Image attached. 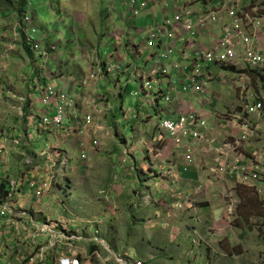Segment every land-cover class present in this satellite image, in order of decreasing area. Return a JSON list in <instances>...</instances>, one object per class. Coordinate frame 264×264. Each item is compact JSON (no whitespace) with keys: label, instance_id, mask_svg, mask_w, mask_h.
Wrapping results in <instances>:
<instances>
[{"label":"crops","instance_id":"obj_1","mask_svg":"<svg viewBox=\"0 0 264 264\" xmlns=\"http://www.w3.org/2000/svg\"><path fill=\"white\" fill-rule=\"evenodd\" d=\"M247 1L250 0H246L245 2L247 3ZM252 1V4L247 3V5L253 7L251 10H246L248 6H245V2L242 8L246 11L264 13V0H260L262 4L258 8L254 6L255 0ZM260 1L258 3H261ZM186 2H192V0H182V5H185ZM96 3L98 4V0ZM217 3L218 0H212V2L205 3V6L209 4L216 5ZM167 4L173 6L175 3L167 2ZM196 4L190 8L199 9L196 8ZM150 7L158 8L154 2L149 3L146 9ZM161 8V15L164 12L171 11L169 7L162 6ZM121 17L122 21H124L122 14ZM106 18L107 20L109 19V23L112 22L114 24V21L110 20L109 16ZM8 19H10L8 23L14 22L11 21V17ZM78 19L83 24V18L78 17ZM99 20H101V17H97L95 20V16L88 20L92 25V29L94 28L95 21L99 23ZM155 21L156 18L153 17L151 23ZM148 27L145 30L146 32H148ZM128 31H136L138 34L145 32L138 30L134 21ZM122 32V29H119L112 33L114 37L112 47L116 53L114 63L109 61L113 58L112 55H109L108 60H105L104 57L96 52V42L92 45L87 39L84 41L78 39V47L81 49L83 57L87 59L84 64L72 60L68 61L62 69L60 65L56 64L58 62H49L48 65L56 66V70L54 72L47 70L43 73L39 71L36 64L35 69L38 70L39 76L46 75L43 83L54 80L59 83V87L69 88L71 94L74 91L77 92L76 87L81 88L82 92L80 95L77 98L74 97L77 102V117L75 116V119L74 116L71 119L69 118L71 120L69 124L80 122L84 114H91L93 117V122L85 128L86 131L83 134L77 130L63 132L59 129L43 128L44 124L40 125L38 127L39 131L47 129L54 132L57 137L53 143L56 142L55 144L57 145L52 144L50 140L51 142H48L47 148L44 147L39 152L31 144L32 140L35 139V130L32 127L36 119L31 112H35L39 116L44 111L41 104L39 105L40 93L38 86H40V79H34L36 71L33 69L35 73L32 72L30 75L32 82L34 79V88L30 92L31 101L28 102L27 111L20 114L24 122L23 128H26V132L22 133L23 136L21 133L17 134V131L15 134L9 133L8 135H4L0 141V146L7 153L9 151H16V148L19 147L25 148L23 151H20L21 155H25L24 157L21 155L19 157L16 153L13 156L10 153L7 157L5 153L0 156V185L2 182L4 183L3 187L0 188V210L3 207L6 192L16 191L12 203L14 213L9 215L12 218V225H7L5 217L0 215V257L5 260L3 264H20L18 249L21 239L26 237L27 234L35 232L44 223L54 225V229L58 233L59 225L69 219L76 223V227L72 228L70 233L76 235L77 238L71 241V246L79 254L82 264L94 263L96 261L95 257L103 258L101 259L103 264H114L111 261L113 247L111 248L112 250L110 249L111 239L115 236L114 234L112 235V231L116 230V227L120 226V223L124 222L128 217L133 222L137 221V215L140 213L144 215L142 219L144 229L147 228L146 223L148 222L155 224L151 229L158 228V231L153 232L158 235H153V241L158 239V243L160 244L158 253L152 250L146 253L149 260L142 258L144 264H159L158 261L156 262L157 258L152 255H157L170 261L173 255L169 253V245L172 247L174 241L170 236L165 240L161 238V224L163 222L172 223V215L176 211L188 210V212H191L195 210L197 207L194 204L198 198L206 197L208 201H211L212 193H217L220 190L223 191L224 182H236L235 178L220 172L218 168L238 163L237 159L241 158V155L249 157L252 150H257L256 147L258 146H255V141H257L256 139L259 136L263 139L264 145V137L256 135L254 140L251 139L241 148L233 149L231 146L234 138L240 135L242 123L240 120L235 119V112L236 115L241 114L245 105L252 104L254 101L262 100L264 103V93L253 89V83L256 79L253 80V75L248 74L245 71L246 68L242 67L239 63L235 64L234 72L232 70H221L218 66L212 69L208 67L206 72L209 87L206 95L195 91L193 87L185 88L189 82L187 76L190 72L189 67L184 72L176 69L171 70L169 78L163 79L162 83L159 84L160 86H157L161 89V93L159 94L148 93L143 87L141 78V76L150 75L151 70L157 66V63L154 62L151 70L148 72L141 70L136 65L135 72L127 75L128 79L125 81V87H128L132 81L137 82L138 87L131 91V95L134 97L139 96L138 103H141V107L137 108V110L134 108L133 111H124V116H128L131 111L136 113L134 118H137L138 121H144V119L151 120L155 115L162 117L177 116L178 114L194 110L200 113L206 121L205 127L201 128V137L198 140L191 138L185 140V145L190 147L192 151L189 159L185 158L181 149L176 148L173 140L163 131H160L155 124L150 132L138 136V140H129L125 135L119 133L118 130H112V128H116V126H113V123H116V110L112 108L110 95L105 92L108 89L105 88L113 85L110 94L115 96L116 100L120 102V108H122V94L125 91L121 77L117 76L114 78L110 76L113 70H119L115 68V64L120 65L124 63L126 68H130L134 64L126 59L127 55L125 51L128 54L131 50V52L136 54V57H141L145 53L147 58H150L151 53L156 51L154 48L148 49L143 46L147 36L141 43L132 47H130L132 43L124 46L121 41ZM89 33L91 32L88 31L86 34ZM221 34V25L213 26L208 31L201 33L197 39V43L210 45ZM16 35L15 40H19V35ZM11 41L12 31L9 30L4 38V43L6 44ZM258 47L264 52V38L259 39ZM239 51V54L243 52L241 47ZM160 54L161 51L157 52L153 59L159 61L162 58ZM161 62L166 65V61L161 60ZM104 63L106 65L110 63L111 66H107V68ZM59 64H62V62ZM144 66H147V61H144ZM166 67L169 69V66ZM46 69L49 68L47 67ZM222 72H232L235 73V76L230 79L226 76L228 83L222 85L218 81L221 76V78H225V76L221 75ZM242 84L247 85V92L242 91ZM163 85L165 88L162 87ZM168 86L172 87L171 93L175 90L174 97L169 102L163 100V105L157 107L155 103L163 97ZM224 94H227V100L228 97L233 100L228 105L225 102ZM48 109H52V107L48 106ZM142 113H145L144 118H142ZM151 113H154V115ZM249 119L253 125L260 128L261 125H264V112L262 117L255 115ZM11 128H20V125L16 126L14 123H11ZM92 129L96 133L92 134L94 132ZM111 130L114 131V134H118L116 136L120 138L119 144H114L115 139L108 136V134H111ZM133 130L137 132L136 128H133ZM93 138L99 140V145L93 146L90 144ZM65 142L66 148L65 145L63 146ZM82 143H84V146H81ZM130 143H132V146L129 145ZM258 143L260 144L261 142L258 141ZM70 147H77L87 154L86 159L81 158L80 154L81 160H79L78 166L72 165L74 172L76 170L78 189L81 186L88 188V199L84 202L83 209L80 207L83 202L81 200L82 197L80 199L77 198L75 206H71L73 208L69 207L72 205L71 201L67 202V198L70 196L69 193L65 200H58L54 192L55 181L50 178L52 173H57L56 166L67 169L68 162L70 161L68 153L65 154L64 152H68V148ZM118 147L120 148L119 151H117ZM28 149L29 154L26 153ZM104 152H108L109 155ZM29 156L31 157L29 158ZM33 158H40L39 161L37 160L36 165H33ZM65 158L67 159L66 162H64ZM114 158L120 162L122 168L117 173H113L112 171L113 162L111 160ZM11 166L16 168V172L12 170ZM68 174L71 175L69 171ZM52 177L55 179L56 174ZM8 180H15L13 182L19 186L8 183ZM33 180L37 182V186H41V182L48 180L49 187L45 190L46 192L43 197L35 195V189L30 187V182ZM19 181L21 183H18ZM66 181L68 182V177H66ZM67 190L69 191V188ZM202 201L206 202L205 199ZM180 203H182V207L179 208L178 205ZM198 206L203 207L205 204H199ZM142 209L147 210V212H141ZM151 210L154 211L149 212ZM145 215H147V218L153 219L154 222H151V219L145 220ZM122 216H126L125 220L121 218ZM91 220L93 221L86 225ZM112 226H114V229ZM93 227L99 229L102 244H95L93 242L95 241ZM49 234H41L39 236L41 242L47 243L51 237ZM56 237L57 235L54 234V238ZM125 237L126 235H124V238L119 236L125 242H122L117 248L118 251L114 249L113 253L127 256L133 255L129 252V247L126 244V241L130 242L133 239H125ZM145 242L150 243L151 241L145 240ZM59 243H57V247L52 248L48 252L47 260H54L63 252H67L64 244L62 242ZM59 245L61 246L60 249ZM20 256L22 257L23 255L20 254ZM105 258H110V260L105 261ZM115 258L116 256L114 260Z\"/></svg>","mask_w":264,"mask_h":264},{"label":"rangeland","instance_id":"obj_2","mask_svg":"<svg viewBox=\"0 0 264 264\" xmlns=\"http://www.w3.org/2000/svg\"><path fill=\"white\" fill-rule=\"evenodd\" d=\"M96 1L97 0H28L26 14L29 17L26 20L25 16H23L22 22L24 24H28V21L33 22L34 25L28 26L27 28L31 39L38 41V37L42 38V41H39L40 50L33 52L35 64L29 62L30 57L24 53L22 43H20L21 40H24L28 44H32L30 40H26L23 37L25 29H22L21 27L18 28V31L22 35L19 41L14 39L12 33V37L16 43H13L8 47L6 45L7 43L5 44L4 40L2 41L0 39V52L7 48L4 57L2 56V53H0V141L7 131L14 134L16 131L17 134L26 132V128H23L24 122L23 119H21L22 117L20 114L24 113L26 106L29 105L28 100L30 99V92H32L34 88L30 75L32 72L35 73L36 71L34 79L39 78V85H42L43 79L46 75L43 74L41 77L39 76L38 70L35 69L36 64L39 71L43 70L46 72L47 70H51L54 72L56 70V66L51 64L48 65L49 62L52 63L53 60L46 61L44 60L45 57L42 55V51L48 49L49 45H57L52 53L56 54L57 52V54L60 55V60L56 59L58 62L56 64L60 65L62 69L68 61L76 60L82 64L87 61V59L83 57L82 51H80L81 49L78 47V39L83 41L87 39L92 45L96 42V52L104 57L105 60H108V56L112 55L113 58L109 61L114 63V56L116 53L112 47L114 42L112 33L122 29V44L126 46L132 43L130 45V47H132L141 43L143 39L146 38L147 32L145 30L147 26H149L148 30L152 28L151 20H153V17L156 18L157 23L162 21L163 16H167L169 19L173 17V13L171 12L163 13V15H161L162 8L158 5H156L158 8L150 7L146 9L149 6V3L152 2H147L141 9L140 3L142 0H137L136 8L138 9V15L134 19L132 17V11L129 10V3L126 0H115L113 3H111V0H98V4ZM192 1L193 2L190 3L189 6H192L194 3L204 4V2H206V0ZM209 1L212 0H208L207 2ZM219 1L222 2L223 0ZM258 1L260 0H255L254 3L256 8L262 4V1H260L261 3H258ZM250 2L251 4L253 3L252 0H250ZM196 5V8H198L199 4ZM113 8L117 12L114 11ZM246 8L251 7L248 5ZM194 9L192 10L196 11ZM1 12L3 13H0V36L6 35L9 30L12 31V25L8 23L10 19L3 16L4 10H1ZM122 13H124V21H122ZM7 16L11 17V21L17 20L18 22L19 17L17 15L13 14L11 16V14L8 13ZM94 16L95 20L97 17H101V20H99V23L95 21L94 28L92 29V25L88 20L92 19ZM108 16L110 17V20L114 21V24L112 22L109 23V19L107 20L106 18ZM78 17L83 18V24L79 22L80 20ZM133 21L134 24L137 25L138 30L145 31L143 34H138L136 31H128L130 25L133 24ZM33 29L36 31L32 32ZM96 30L97 32H95ZM88 31L91 33L86 34ZM29 48L32 50L31 47ZM177 51L178 45L176 44L174 54L171 55L172 60L174 61H178L179 58ZM130 52L127 54L125 51V54L127 55L126 59L134 64L130 68H126L124 63L120 64L121 69L113 70L110 73L111 77L115 78L118 76L123 80L122 83L125 91L122 94V108L119 107L120 102L116 100L115 96L110 94L113 85L105 88L108 89L105 90V92L109 93L112 108L116 110V123H113V126H116V128H112V130H118L119 133L125 135L129 140H138V136L145 135L146 132L152 130L153 123L157 122L158 116L155 115L151 120L144 119V121H138L137 118H134L136 113L131 111H133L134 108H136V110L137 108H140L141 103H138L139 96H132L131 91L135 90L138 86L136 81H132L128 87H125V81L128 79L127 75L135 72L136 65L138 68H141V70L148 72L151 70L152 64L157 62V60L147 58L145 53L142 54L141 57H136L135 53ZM160 55H163V52H161ZM59 61L62 62V64H59ZM144 61H147V66H144ZM169 65L170 64L166 62V66ZM240 65L247 68L243 63ZM47 67L49 69H46ZM33 69H35V71ZM72 71L74 70L72 69ZM234 71L235 70H233V72ZM221 75L225 76V78H221V76L218 81L222 83V85H226L228 83L226 76L230 79L235 76V73L222 72ZM252 75L253 80L256 79L253 83V89L255 91L260 90L261 93H264V75H260V73H252ZM49 81L54 87H57L59 84L54 80ZM162 87L165 88L164 85ZM207 87H209V84ZM76 91L77 92L74 91L73 93L75 98L80 95L82 90L80 87H76ZM224 96L227 105L230 101H233L230 97H228V100L226 99L227 94H224ZM40 103L41 101L39 102V105ZM163 103L162 97L157 103H155V105L160 107ZM129 110H131L129 115L124 116L123 112H128ZM151 114L154 115V113ZM144 116L145 113H142V118H144ZM41 118V116H38L32 127L35 130V139L32 140L31 144L34 149L38 150V152L44 147L47 148L50 140L52 141V144H55L56 142L53 143V141L56 140L57 137L53 131L47 129L42 131L38 130V127L43 125ZM70 121L69 118H65L66 123H70ZM11 123H14L16 126L20 125V128H11ZM47 128L53 127L49 126ZM133 128H136L137 132H134ZM112 130L111 134H108V136L115 139L114 144H119L120 138L116 136L118 134H114V131ZM92 131H94L92 134L96 133L94 129H92ZM256 135L259 136L260 134L255 133L254 137ZM254 137L251 138L254 140ZM256 140L255 146H258L256 147L257 151L260 149L263 150V139L259 136ZM258 141L261 143L259 144ZM64 145L66 148V142L63 146ZM129 145L132 146V143ZM24 149V147H19L16 148V151H9L8 153L6 151L4 153L6 157L9 153L12 156L16 153L20 157V151H23ZM119 150L120 148L118 147L117 151ZM28 152L29 149L26 150V153ZM64 153H68L70 162H68L67 169L59 166L55 167L58 171L57 173H52L50 177L55 181L54 192L57 199L60 201L65 200L68 193H72L70 200L72 205L69 207L75 206L77 198L80 199V197H82L81 200L83 202L80 207L83 209L84 202L88 199V188L81 186V188L78 189L75 174L76 170L74 172V169L72 168V165H79V160H81V150L77 147H70L68 148V152ZM104 153L109 155L108 152ZM21 156L24 157L25 155ZM31 156H29V158ZM37 160L39 161L40 158H33V165L37 164ZM111 161L113 162V173L121 171L122 168L120 162L115 158ZM14 168L12 167V170H15L16 172V168ZM66 170H68L71 175H69ZM54 174H56L55 179L52 177ZM66 177H68V182L66 181ZM237 184L238 183L233 181L229 183L224 182L223 191L220 190L217 193H212L211 201H208L206 197H202L201 199L198 198L194 204L197 207L195 210L188 212V210L182 211L179 209V212L176 211V213L172 215V223L163 222V224H161V238L165 240L170 236L174 241L172 247L169 245V253L173 255V257L169 261L166 258L152 255L157 258L156 262L158 261L159 264H264V192L258 193L250 187ZM68 188L69 191L67 190ZM203 199H205L206 202L202 201ZM199 204H205V206L199 207ZM78 206L79 205L77 204V207ZM153 211L154 210H151L149 212ZM141 212L146 213L147 210L142 209ZM143 217L144 215L140 213L137 215V221L133 222L130 217L125 220L124 218H126V216H122L121 218L125 221L121 222L118 220L121 223L120 226L116 227V230L114 229V226H112L114 229L112 235L114 234L115 236L111 239L110 249L113 247V250L116 249V251H118L117 248L122 242H125L124 240L122 241L119 236L124 238V235H126L125 239H133V241L130 242L126 241V244L129 247V252L133 254L131 255L132 257L134 256L137 258L138 256V259L140 260H149L146 253L151 252V250L158 253L160 247V244L158 243L159 240L155 239L157 242L155 240L153 241V235L158 236L153 232L158 231V228L151 229L155 224L148 222L146 223L147 228L144 229ZM147 219L151 218H147V215H145V220ZM93 220L86 223V225L90 224ZM151 222H154V220L151 219ZM128 234L130 235L128 236ZM145 240L151 242L146 243ZM60 248L61 246L59 245V249ZM112 251L111 253L113 256L111 261L116 264L117 262H115L114 257L117 254ZM95 258L96 261L89 264H103L101 260L103 258ZM4 261V258L0 257V264H3Z\"/></svg>","mask_w":264,"mask_h":264},{"label":"built area","instance_id":"obj_3","mask_svg":"<svg viewBox=\"0 0 264 264\" xmlns=\"http://www.w3.org/2000/svg\"><path fill=\"white\" fill-rule=\"evenodd\" d=\"M129 1L131 7L136 6L137 0ZM169 1L175 3L172 9L173 17L169 19L167 16H163L160 23H154L147 32V39L144 41L143 46H157L163 52V59L161 60L167 61L177 44L179 60L172 65V68L184 72L189 67L190 72L187 75L189 82L185 88L193 87L195 91H199L202 95L207 94L208 81L204 70L205 64L219 67L235 66V63L240 59L249 70L260 74L264 73V55L253 44L254 38L264 36V16L255 17L251 14L242 13L241 5L244 0H223L218 9L211 8L207 11L202 8L197 12L181 6L178 7L180 0H158L159 4L165 7L168 6L167 2ZM141 6H145V3H142ZM134 13L136 14L137 11L135 10ZM223 19L227 21L220 24ZM217 24L222 26V34L215 42L210 45L197 43L201 33L208 31ZM240 47L243 52L239 56ZM35 48L38 49L39 46L35 44ZM161 60H157L155 69L151 71L150 75L144 77L143 86L147 91L155 86L157 87L163 78L168 79L170 76L169 69ZM241 86L243 92L248 91L246 84ZM171 90L172 87L168 86L166 100L170 98ZM43 94V102L47 105L53 104V114L42 116L44 125L56 127L52 129H59L63 132L77 130L83 134L86 131L85 128H69L64 123L66 115L72 111L74 105L68 90L48 85L43 89ZM263 112V101H254L252 104H246L241 114L235 115V119L240 120L242 123L240 135L234 138L231 144L233 149L241 148L247 144L255 133L264 137V125H261L260 128H257L256 125L251 127L252 123L249 119L255 115L261 117ZM84 120L85 124L91 122V115H86ZM205 125V120L193 110L178 114L175 117L161 118L157 124L159 130L173 140L175 147L181 149L186 159L191 157L192 151L190 147L185 145V140L188 138L198 140L201 137V128H204ZM90 144L97 146L99 140L93 138ZM81 146H84V143ZM3 153L4 148L0 146V156ZM86 157V152L81 151V158L86 159ZM66 161L65 158L64 162ZM237 162L232 166L219 167L218 170L235 178L237 183L248 186L258 193H263L264 149L252 150L249 157L241 155ZM47 181L41 182V186H37L35 180L30 182V187L35 189V195L38 197L44 196L45 190L49 187ZM8 183L16 185L12 180ZM15 194L16 191L6 192L3 207L0 210V215L5 217V223L9 226L12 225V218L9 215L14 213L12 203ZM69 195V198H67L68 203L72 193H69ZM178 206L179 208L182 207V203ZM74 227H76V223L69 219L59 225V234L55 231V226L48 223L42 224L35 232L27 234L26 237L21 239L18 249V254L23 255L21 257L19 254L20 264H82L79 254L71 246V241L77 238L76 235L70 233ZM41 234L51 235L50 240L47 243L41 242L39 237ZM54 234L57 235L56 238H54ZM93 235L95 240L93 242L102 244L98 228L93 227ZM58 242L64 244L67 252H63L54 260H47L48 252L57 247ZM107 260L109 258H105V261ZM115 260L117 264H143L142 260L127 255H116Z\"/></svg>","mask_w":264,"mask_h":264},{"label":"clouds","instance_id":"obj_4","mask_svg":"<svg viewBox=\"0 0 264 264\" xmlns=\"http://www.w3.org/2000/svg\"><path fill=\"white\" fill-rule=\"evenodd\" d=\"M115 0H111V3H113ZM126 1H128V6H129V10L130 11H132V17L135 19L136 18V16L138 15V9L136 8V6L135 7H131L130 6V1L129 0H126ZM207 1L208 0H206V2H204V4H201V3H197V4H199V9H194V10H196V12L197 11H199V10H201L202 8H204L205 10H210L211 8H213V9H218V8H220V4L222 3L221 1H219L218 0V3L216 4V5H212V4H209L208 6H205V3H207ZM246 0H244L243 1V3H242V5H241V12L242 13H245V14H251V15H253V16H255V17H263L264 16V13H257V12H253V11H246V10H251L253 7L250 5V7L251 8H247L246 10H244L243 8H242V6H244V2H245ZM147 2H154L155 3V5H158L159 7L161 6H164V5H162V4H159V2H158V0H142V2L140 3V8L142 9L144 6H141V4L142 3H145V5H146V3ZM169 2H171V3H173L172 1H169ZM193 2V1H192ZM192 2H186L185 3V5H182V0H180L179 1V4H178V6L180 7H182V8H186V9H193V8H190L191 6H189V4L190 3H192ZM209 2H212V1H209ZM247 3H250L251 4V2L250 1H247ZM247 3L245 2V6H248L247 5ZM194 4H196V3H194ZM193 4V5H194ZM192 5V6H193ZM167 7H169V10H171V11H169V12H164V13H172V9H173V6H167ZM133 8H135V9H133ZM137 11V13L135 14L134 13V11ZM10 14H11V16L14 14V15H17L18 17H19V19H18V22H17V20H15L13 23H11V27H12V33H13V29H14V39L17 37V35L16 34H18L19 35V40L21 39V37H22V35H21V33L18 31V28L19 27H21L22 29H25L24 31H25V34H24V38L26 39V40H30L31 42H32V44H28L27 42H25L24 40H21V42L20 43H22V49H23V47H24V44H27L29 47H31L32 48V50H33V52H35V51H37V50H40V45H39V41H42V38H40V37H38L39 39H38V41H34L33 39H31V37H30V35H29V33H28V30H27V28H28V26H32V25H34L33 24V22H31V21H28V24H24L23 22H22V18H23V16H25V19L27 20V18L29 17V16H27V14L25 13V14H21L20 16L18 15V13L17 12H9ZM7 14L8 13H4V15L3 16H5L7 19L9 18L8 16H7ZM122 15H123V18H124V13H122ZM227 20L226 19H223V21L220 23V24H224L225 22H226ZM154 23H157L156 21L154 22ZM154 23H152V25L154 24ZM10 24V23H9ZM220 24H217L218 26H220ZM221 28H222V26H221ZM0 31H1V28H0ZM36 30L35 29H33L32 30V32H35ZM6 37V35H1L0 36V39L3 41L4 40V38ZM261 38H264V36H259V37H256V38H254L253 39V44H254V46L255 47H257L262 53H263V55H264V52H263V50L261 49V48H259L258 47V41H259V39H261ZM14 39H13V37H12V41L11 42H9V43H7L6 45H7V47L9 46V45H11V44H13V43H16L15 41H14ZM18 40V41H19ZM145 41V40H144ZM35 44H37L38 46H39V48L38 49H36L35 48ZM56 44H52V45H49L48 46V49H46V50H44V51H42V55L45 57V59L44 60H46V61H48V60H53V62H57L56 61V59L57 60H60V56L57 54V52H56V54H53L52 53V51L53 50H55V48H56ZM145 48H148V49H156V51H154V52H152L151 53V55H150V58L151 59H153L154 58V56H155V54L158 52V51H161V49L160 48H158L157 46H155V47H145ZM11 50V49H10ZM6 51H7V48L6 49H4L2 52H0V53H2V56L4 57V55L6 54ZM23 51H24V49H23ZM24 53H25V51H24ZM50 54H51V56H50ZM172 54H174V52L172 53ZM177 54H178V51H177ZM238 54H239V52H238ZM163 56V55H162ZM239 56H240V54H239ZM161 59H163V58H161ZM154 60V59H153ZM178 60H179V58H178ZM29 62L31 63V64H33L34 62H35V58H33V60H29ZM165 62V61H164ZM167 63H169L170 65H169V71H171V70H174L173 68H172V65L174 64V63H176L177 61H174V60H172V57H170L167 61H166ZM237 63H239V64H241V63H243L240 59H238V61H237ZM236 64V63H235ZM104 65H106V63H104ZM107 66H111V64L110 63H107V65H106V67ZM120 65H118V64H115V68L117 69H120ZM156 67V66H155ZM155 67L153 68V69H155ZM210 68V69H212V68H214V67H216L217 68V66H208V65H206L205 64V66H204V70H205V73H206V76H207V72H206V69L207 68ZM108 68V67H107ZM218 68L219 69H221V70H224V71H228V70H235V66H227V67H219L218 66ZM152 69V70H153ZM151 70V71H152ZM248 74H252V73H254V74H259V73H256V72H254V71H251V70H249L248 69V67L246 68V70H245ZM44 71L42 70V73H43ZM151 73V72H150ZM140 75V74H139ZM138 75V76H139ZM260 75H264V73H262V74H260ZM141 78H142V84H143V80H144V76H141ZM169 78V77H168ZM163 79H165V78H163ZM163 79H162V81H163ZM62 81V80H61ZM162 81H161V83H162ZM208 81V80H207ZM160 83V84H161ZM33 84H34V79H33ZM208 84H209V81H208ZM48 85H51L52 87H54L53 85H52V83L49 81V82H44L42 85H40V86H38V91H39V93H40V101H41V106H42V109H43V113L41 114V115H39V116H43L44 114H46V115H51V114H53V108L52 109H48V106H53V104L51 103V104H45L44 102H43V96H44V94H43V89L45 88V87H47ZM160 86V85H159ZM57 87H59V85H57ZM144 87V86H143ZM61 88H63V89H66V90H68V92H69V94H70V97L72 98V100H73V102H74V105H73V108H72V111L70 112V113H68L67 115H66V117L65 118H72L73 116H74V119H75V116L77 117V115H76V108H77V102H76V99L74 98V96H73V94H71V92H70V89L69 88H65V87H61ZM145 89V88H144ZM35 90V89H34ZM146 90V89H145ZM151 92H153V93H156V94H159V93H161V89L159 88V87H153L150 91H148V93H151ZM167 92H168V87L166 88V90H165V92H164V94H163V100L165 101V102H169L170 100H171V98H173L174 97V92H175V90L171 93V96H170V98L168 99V100H166V96L168 95L167 94ZM207 93H208V87H207ZM167 94V95H166ZM206 95V94H205ZM30 101H31V99H29ZM29 100H28V102H29ZM262 101V100H261ZM28 106H26V108H27ZM27 111V109L25 110V112ZM194 111V110H193ZM242 111H243V109H242ZM24 112V113H25ZM50 112V113H49ZM195 112H197V111H195ZM34 113V114H33ZM242 113V112H241ZM31 114L32 115H34V117L35 118H37L38 117V115H36L35 114V112H31ZM200 114V113H199ZM89 115H91V114H89ZM235 115H236V112H235ZM85 114L83 115V117H81L82 118V120L80 121V122H77V123H71V124H69V123H66L65 122V119H64V123H65V125L67 126V127H69V128H86L87 126H89L92 122H93V117H92V115H91V117H92V121L91 122H89V123H87V124H85ZM201 116V115H200ZM262 116H263V113H262ZM261 116V117H262ZM79 117V116H78ZM165 117H175V116H158V120H157V122L156 123H153V125L155 124V126L157 127V128H159L158 126H157V124H158V122H159V120L161 119V118H165ZM202 117V116H201ZM203 118V117H202ZM41 121H42V118H41ZM95 121V120H94ZM81 122H82V124H81ZM206 122V121H205ZM252 123V122H251ZM43 124V123H42ZM252 126L251 127H253L254 125H253V123L251 124ZM44 127H49V126H46V125H43ZM52 127V126H51ZM53 128H56V127H53ZM9 134V132L7 131V132H5V134L4 135H8ZM3 135V136H4ZM111 251V250H110ZM117 255H119V254H117ZM132 257V256H131ZM134 258H136V257H134ZM110 259V258H109ZM143 261V260H142ZM143 264H144V262H143Z\"/></svg>","mask_w":264,"mask_h":264},{"label":"trees","instance_id":"obj_5","mask_svg":"<svg viewBox=\"0 0 264 264\" xmlns=\"http://www.w3.org/2000/svg\"><path fill=\"white\" fill-rule=\"evenodd\" d=\"M27 2L28 0H0V13H3L1 10H4V13L17 12L19 16L21 14L23 15L26 13ZM23 49L25 54L30 57V60H33V50H31L27 44H24ZM26 109L27 108H25V110ZM3 185L4 183L2 182L0 188H2Z\"/></svg>","mask_w":264,"mask_h":264},{"label":"bare ground","instance_id":"obj_6","mask_svg":"<svg viewBox=\"0 0 264 264\" xmlns=\"http://www.w3.org/2000/svg\"><path fill=\"white\" fill-rule=\"evenodd\" d=\"M73 132V131H72ZM11 188V187H10ZM10 190V189H9ZM2 205V204H1ZM3 206V205H2Z\"/></svg>","mask_w":264,"mask_h":264}]
</instances>
